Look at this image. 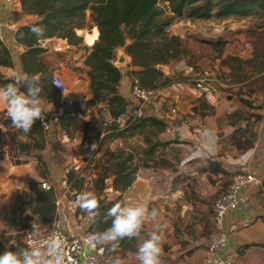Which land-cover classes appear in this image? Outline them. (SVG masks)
<instances>
[{
	"label": "crops",
	"instance_id": "crops-1",
	"mask_svg": "<svg viewBox=\"0 0 264 264\" xmlns=\"http://www.w3.org/2000/svg\"><path fill=\"white\" fill-rule=\"evenodd\" d=\"M12 14H20V10ZM12 14H6L0 0V21L8 20L14 29L1 30L2 43L6 47L12 46L13 50L10 51L13 67L2 74L5 73L6 78L15 82L27 76L20 66V56L25 49L14 39V32L22 23L20 19L11 18ZM88 20L89 14L86 12ZM217 21L219 23L213 24L210 20L195 23L186 20L180 26H172V34L181 36L186 31L188 34L199 32L201 35L220 37L219 34L227 28L231 41L240 47L239 41H243L240 37L246 32V21L243 18L235 20L233 16ZM210 25L213 26L212 30L206 34L205 30H210ZM92 27L89 22V26L80 30L85 42L81 40L77 46L64 43L66 46L59 51L56 50L59 40H43L41 48L46 52L42 54L45 58L41 56V63L47 74H57L70 90L78 118L82 122L90 121L98 125L100 116L96 108L84 107V102L90 98L89 69L84 64L89 51L85 43L91 45L94 42L96 30L93 35L84 32ZM67 47L69 51H65ZM189 47L193 50L192 45ZM116 60L117 64H113L121 75L117 91L129 103L131 87L127 72L131 70L130 58L120 49ZM201 63L197 60V64ZM209 64L207 62L205 66ZM174 67V64L163 66L161 71L168 73ZM183 69V76H193L191 66H184ZM220 73L221 77L214 84L216 103L210 105L203 100H195L192 104H177L180 118L188 121L187 127H181L172 142L164 141L165 131L158 134L157 140L164 145L156 150L151 162H147L150 167H140V161L132 184L124 193L109 191L113 198L121 196L122 204L146 207L141 237L147 238L153 231L161 236V264H210L205 258L206 247L215 238L210 205L225 191L232 175L239 171L253 174L258 181L242 189L239 209L223 218L226 248L221 255H234L235 264H264V84L260 82L262 88L259 89L257 82L253 81L264 71L248 79L237 80L229 66L222 62ZM41 77L37 74L30 78L38 79L41 85ZM21 90L27 91L23 85ZM41 97L43 112H47L54 104ZM254 99L257 101L255 105L252 104ZM163 109L166 111L167 107ZM1 115L6 116L4 104H0ZM146 117L159 119L150 114ZM66 121H52L49 130L42 131L43 149L32 153L38 159L31 158L20 165L10 158L9 144L6 143L9 142L6 133L16 132L17 129L7 130L4 120L0 122V254L24 247L22 236L25 229L16 224L19 220L26 221L30 226H39L32 212L33 203L20 200L22 193L32 199L29 183H37L38 186L41 181L47 180L53 185V197L61 192L59 180L71 151L69 144L60 142V131L64 129L69 135L81 131L80 128L70 130L63 127ZM195 128L199 129L198 132H195ZM25 139L21 135L15 137V141ZM145 147L139 133L126 139L115 138L109 144L111 151L119 149L130 152L136 149L138 159H143L142 150ZM38 162L43 163L42 175L35 172ZM64 217L67 216L58 218L62 221ZM70 222L74 220L70 219ZM61 230L65 231L63 224ZM120 264H138V261L136 256H132L120 261Z\"/></svg>",
	"mask_w": 264,
	"mask_h": 264
},
{
	"label": "trees",
	"instance_id": "trees-1",
	"mask_svg": "<svg viewBox=\"0 0 264 264\" xmlns=\"http://www.w3.org/2000/svg\"><path fill=\"white\" fill-rule=\"evenodd\" d=\"M159 0H20V9L24 15L35 16L36 20L29 25L19 26L15 30V42L25 50L20 56V66L23 74L32 77L40 74L41 95L54 105L58 103V94L51 87L46 69L39 60V55L46 49L39 47L38 41L57 38L65 40L69 45L77 46L81 39L74 30L83 29L86 12H89V21L98 30V41L90 49L84 61L88 67L90 98L84 102L85 109L96 108L97 103L107 106L111 117L122 114L127 101L117 91L120 81V71L114 66L116 52L122 50L130 58L131 70L127 72L130 87L137 85L141 88H161L172 81L159 69L161 65H169L186 54L178 37L170 35L166 27L172 19H161L158 9ZM173 17H184L187 20L206 21L222 19L229 16L244 18L257 12L264 13V0H165ZM33 26H42L44 33L37 38L31 32ZM264 27V23L262 25ZM74 41V42H73ZM128 41V43H126ZM248 41V40H247ZM249 42V41H248ZM250 60L257 57L253 44ZM220 54L221 51H219ZM234 61L242 60L229 58ZM241 62V63H243ZM12 60L10 53L0 40V67L10 68ZM227 66H229L227 64ZM230 68V66H229ZM231 69V68H230ZM264 71V64L261 66ZM14 82L0 74V86ZM245 104L246 101H244ZM68 121V120H67ZM82 122V121H81ZM66 123H64L63 127ZM92 122H82L81 131L89 140H95L102 131H108L107 138L132 137L139 133L143 137L146 147L142 150L143 159H137L143 166L152 159L156 150L163 146L157 140V135L164 132L166 124L154 117H143L133 121L125 129L116 131L114 125L101 128ZM95 124V123H94ZM99 126V127H98ZM89 127H92L90 129ZM76 130V128H75ZM93 131L88 136L87 131ZM24 136L29 143H18L17 149L24 154L30 150L40 151L44 147V135L36 121L28 133L20 130L9 134L11 144H16L15 137ZM16 146V145H15ZM134 152L130 150H116L105 153L104 160L99 159L100 167L98 181L103 186V180L113 177L112 188L122 194L132 184ZM74 176H68L71 183ZM79 187L82 179L74 182ZM72 187V185H71ZM29 189L33 197L32 212L35 223L40 227L48 226L54 219V197L52 191H42L37 184L30 182ZM99 207L94 213V222L91 232H102L111 225V218L105 219L107 210L116 203H121V196L105 202L98 198L94 200ZM88 205V204H87ZM130 240L125 238L119 241L122 250L129 246ZM108 249V246H106ZM110 247V246H109ZM111 248V247H110ZM116 248V249H118Z\"/></svg>",
	"mask_w": 264,
	"mask_h": 264
},
{
	"label": "built area",
	"instance_id": "built-area-1",
	"mask_svg": "<svg viewBox=\"0 0 264 264\" xmlns=\"http://www.w3.org/2000/svg\"><path fill=\"white\" fill-rule=\"evenodd\" d=\"M1 2L7 15L20 8V0H1ZM3 28L14 30L8 24V20L0 21V40ZM94 30H96V37L91 45L85 43L87 49H90L98 41L99 34L94 26L84 32L93 35ZM78 31L80 32V30H74L77 37H79ZM79 38L84 41V35H80ZM239 44L242 47L235 45L233 42L226 43V48L218 59L210 63L195 78L186 82L172 81L164 87L155 89L141 88L137 85L132 86L129 91L130 101L125 111L117 117L109 115L106 104L97 103L95 107L100 116L98 125L102 128L114 125L116 131H120L133 121L150 114L158 117L166 124L163 139L165 142H172L177 137L179 129L188 125L187 120L180 118L176 105L179 103L192 104L195 100H203L210 105L215 104L214 84L217 82L218 74H220L221 63L229 58L242 61L251 58L252 48L250 43L243 40ZM38 45L41 47L43 40H39ZM53 81H56L60 87H56ZM50 85L58 94V103L52 105L49 111L43 112L41 120H37L43 132L49 130L52 121L71 120L78 115L76 103L70 90L57 74H51ZM252 104H257V101L252 100ZM164 106L167 107L166 111L163 109ZM198 130V128H195V132H198ZM108 133V131H102L99 140ZM60 137L61 143L70 145L71 155L62 169V177L59 180L61 192L54 197V219L48 226H30L26 228L22 236L23 245L24 247H38L41 250L54 245L65 258V264H113L106 246L93 248L89 243L88 236L92 233L91 226L95 214L86 211L78 200L70 196L68 176L70 174L83 175L84 165L88 164L90 158L96 154L98 141L89 140L82 131L69 135L64 129L60 131ZM257 181V178L251 173L235 172L225 191L211 203V222L215 238L207 245L205 257L210 264H235L236 257L234 255L225 257L221 255L226 248L223 218L228 213L239 209L242 189L257 183ZM38 188L42 191L53 192V185L47 180L41 181ZM20 200L33 203V197L30 200L23 193ZM62 215L67 217H64L61 221L58 217ZM70 219H73L74 222L71 223ZM62 224L65 226V231L61 230Z\"/></svg>",
	"mask_w": 264,
	"mask_h": 264
},
{
	"label": "rangeland",
	"instance_id": "rangeland-1",
	"mask_svg": "<svg viewBox=\"0 0 264 264\" xmlns=\"http://www.w3.org/2000/svg\"><path fill=\"white\" fill-rule=\"evenodd\" d=\"M157 6H158V9L160 12V18L161 19H172L171 24L168 27H166L167 32L170 35L178 37L179 40L181 41L182 47L186 50V54L184 56H182L179 60L171 63V64L175 65L174 68L169 69L168 73H164L162 71V73L164 75L168 76L171 81L186 82L187 79H193V76L195 78L196 77L195 75L201 73L202 70L207 68L205 66V64L207 62L212 63L214 60L218 59V57L221 55L219 53V51H221V53L224 51V49L226 48V43L228 42V40H229L228 43L232 42L231 36L228 35L229 31L228 32L226 31L227 28L225 29V31H223L222 34H219L220 37L217 36L218 38L213 37V36L211 37V35H209V36L201 35L199 32H196L193 34H188V32H186V31L181 33L182 34L181 36L174 35V34H172L174 31L172 26H175V25L180 26V23H185L187 19L184 17H179V18L173 17V15L169 11L168 3L165 0H159ZM19 10L21 12L20 8H19ZM88 14H89V12H88ZM30 16L31 15H24L23 13H20V14H12L11 18H15L17 20L20 19L22 25L23 24L29 25L33 21H35L34 17L33 16L30 17ZM234 18H235V20H239V18H237V17H234ZM243 19L246 21V28H245L246 32H244L245 33L243 35L244 37L241 36L240 38H242V40H244V41L248 40L249 43L253 44V47H254V50L256 51L257 57H256V59L255 58L251 59L250 60L251 62H246V63H244L243 61H241L243 63L238 62V60L234 61L233 59H227V60L223 61L226 65L228 64L230 66L231 71H232V75L237 80H243V79L245 80V79H248L249 77H253L255 74L262 73L263 71H261L260 69H261V66L264 64V27L262 26L264 23V13L257 12L256 14H251L247 17H244ZM217 20H219V19H210L211 23H213V24L219 23V21H217ZM197 21H200V20H191L190 22L195 23ZM206 21H209V20H206ZM89 22H90L89 20L86 21V15H85L83 27L89 26ZM230 24L231 23H229V25ZM225 26H227V25H225ZM184 27H186V26H184ZM209 27H210V30H207V29L205 30L206 34H209V32L212 30L213 26L210 25ZM190 30H192V29H190ZM78 34L80 37L81 33H78ZM87 35H90V34H87ZM54 39L59 40L56 43V50H58V51L62 49L61 47L64 48L66 45L67 46H73V45H69L65 40H61V39H57V38H54ZM61 42H63V43H61ZM239 42H241V41H239ZM126 43H128V41H126ZM3 45H4V43H3ZM189 45L193 46V50H191ZM6 49L8 50L9 53H10V51L13 52L12 46H10V45L8 47H6ZM68 49L69 48L67 47V49H65V51H69ZM116 55H117V52H116ZM41 56H44V55H42V54L39 55L40 62H42ZM42 58H45V56ZM197 60L202 62V63L197 64ZM114 64H117L116 59L114 61ZM163 66H167V65H161V66H159V69L162 70ZM184 66H191L193 68V72L191 73V75L193 74V76H190V77L183 76ZM204 66H205V68H204ZM12 67H13V63H12V66L10 68H12ZM6 70H7V68L0 67V74H2V72L8 73ZM5 73L2 75L6 78ZM45 75H47L48 77L51 76V74H47V73ZM219 77H221V75L218 74L217 78H219ZM253 81L255 83L257 82V88L261 89L262 86L260 87V82L262 83V85L264 84V74L259 75ZM1 118H3V119H1ZM2 120H4L3 123L5 126V129H7V130L13 129L12 127H10L11 120H7L6 116L1 115L0 116V122ZM81 124H82V122L77 116L74 119L66 121L65 126L67 125L66 128H70V130H74L75 128L81 129ZM91 125L94 128L93 125H97V123H95V124L92 123ZM92 127H89V128L93 130ZM87 132H88L87 135L89 137L93 136V134H94L93 131H91V130H89ZM12 133H14V132H7L6 133L8 139H9L8 135L12 134ZM99 136H100V134H99ZM99 136L97 138H94L96 141H98V149L96 150V154L92 158H90L88 164L84 165L83 175H78V174L73 175L74 178H73L72 182L70 183V191H71L70 196L72 198L78 200L81 204H83L85 209L88 207L87 201L96 200L97 197L102 199L105 202H109V201H112L115 199L109 193V191H113L111 193H114V190L112 188L113 177L109 176L106 179H104L103 180V186H102L101 183H99V181H98V178H99L98 176H99L101 169H100V167H97V165H98L97 162L99 161V159L104 160L105 153L107 151L112 152L109 149V144L115 138L111 139V138H107L105 136L101 140H99L100 139ZM120 138L121 137H119V139ZM126 138H130V137H124L123 139H126ZM6 143L9 144L10 150H8V154L10 155V158L13 160V162H19V165H20V164H23L26 160H29L31 158L38 159V157H36L35 155L32 154L36 150H30L28 154H24V153H21L17 149L18 143H21V144L29 143V140H27V139L17 140L16 144H14V145L11 144L10 141L9 142L6 141ZM16 150H17V153H16ZM116 150H119V149H116ZM116 150H114V151H116ZM135 150L133 151L134 152V159L131 162L132 163L131 165H133L134 174L137 172L138 166H139L138 162H137L138 157H137ZM123 152L128 153L126 151H123ZM162 161H164V160H162ZM141 163L142 162H140V167H145V168L150 167V165H148V163H147V166H143ZM42 164H43L42 162H38V164H36V166H35L36 174L42 175V173H43L42 172ZM151 166H152V164H151ZM134 174H133V177H134ZM80 179H82L81 185L79 187L75 186L74 182L76 181V183H77L78 180H80ZM109 181L111 182V185L109 184ZM35 184H37V183H35ZM71 185H72V187H71ZM16 224L18 226H20L22 229H26L27 227L30 226V224H28L26 221H22V220H19ZM129 240H130L129 246L124 250H122L121 248L112 249L108 246L109 256L111 257V260L113 262L116 260H119V261L125 260L126 261L130 257L136 256V252H137L136 245L138 244V239L134 237V238H131Z\"/></svg>",
	"mask_w": 264,
	"mask_h": 264
},
{
	"label": "clouds",
	"instance_id": "clouds-1",
	"mask_svg": "<svg viewBox=\"0 0 264 264\" xmlns=\"http://www.w3.org/2000/svg\"><path fill=\"white\" fill-rule=\"evenodd\" d=\"M31 32L37 38L44 33L42 26H33ZM56 87H60L53 81ZM27 91H21V86ZM42 87L38 79L24 77L15 82L0 86V104L6 105V119L11 120L10 127L28 133L37 120L43 116L41 97ZM86 211L95 213L99 207L94 200L87 201ZM83 207V204L81 205ZM147 209L143 205L116 203L107 210L105 219L111 218V225L102 232H93L88 236L90 245L119 247V241L125 238H138L136 259L138 264H161V236L153 231L147 238L141 237V230ZM0 264H65V258L54 245L41 250L38 247H16L0 254ZM113 264H120L119 260Z\"/></svg>",
	"mask_w": 264,
	"mask_h": 264
},
{
	"label": "water",
	"instance_id": "water-1",
	"mask_svg": "<svg viewBox=\"0 0 264 264\" xmlns=\"http://www.w3.org/2000/svg\"><path fill=\"white\" fill-rule=\"evenodd\" d=\"M78 33H80L79 31H78ZM120 61V60H119Z\"/></svg>",
	"mask_w": 264,
	"mask_h": 264
},
{
	"label": "snow or ice",
	"instance_id": "snow-or-ice-1",
	"mask_svg": "<svg viewBox=\"0 0 264 264\" xmlns=\"http://www.w3.org/2000/svg\"><path fill=\"white\" fill-rule=\"evenodd\" d=\"M88 206H91V205H88Z\"/></svg>",
	"mask_w": 264,
	"mask_h": 264
},
{
	"label": "bare ground",
	"instance_id": "bare-ground-1",
	"mask_svg": "<svg viewBox=\"0 0 264 264\" xmlns=\"http://www.w3.org/2000/svg\"><path fill=\"white\" fill-rule=\"evenodd\" d=\"M85 41V40H84Z\"/></svg>",
	"mask_w": 264,
	"mask_h": 264
}]
</instances>
